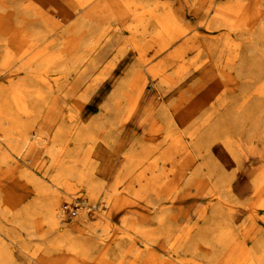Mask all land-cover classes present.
Here are the masks:
<instances>
[{
    "label": "rangeland",
    "instance_id": "obj_1",
    "mask_svg": "<svg viewBox=\"0 0 264 264\" xmlns=\"http://www.w3.org/2000/svg\"><path fill=\"white\" fill-rule=\"evenodd\" d=\"M118 1L135 16L105 32L104 41L110 16L99 22L79 13L61 23L62 1L0 0V194L11 188L33 196L39 186L57 192L59 264H264V28L256 23L253 30L247 20L248 27L234 28L246 13L238 0L183 7L181 0ZM39 8L56 24L35 15ZM168 12L180 29L161 30L158 21ZM82 17L97 30L78 28ZM89 38L91 45L74 54L103 39L94 50L101 61L79 80L62 47ZM137 69L151 74L145 73L144 96L137 76L130 99L113 105ZM162 108L174 119L171 128ZM191 108L187 131L178 115ZM52 116L55 126L47 130L44 120ZM86 129L94 140L79 149ZM36 132L49 142L28 158L10 145V137ZM62 166L90 172L98 189L88 191L75 178L57 181ZM13 221L0 204V264H42L29 252L41 245L38 232ZM199 233L205 242L191 254L183 239Z\"/></svg>",
    "mask_w": 264,
    "mask_h": 264
},
{
    "label": "bare ground",
    "instance_id": "obj_2",
    "mask_svg": "<svg viewBox=\"0 0 264 264\" xmlns=\"http://www.w3.org/2000/svg\"><path fill=\"white\" fill-rule=\"evenodd\" d=\"M59 1H62L65 5V8H66V9H64L58 13H57V11L56 12L54 11L55 13H57L59 15L61 23L67 21L69 18H72L74 15L76 16L79 13L80 14L83 13L85 15H88L92 18V20L99 21V22L101 20H104L106 17L110 16V20H112V22L110 23V25L107 28L104 29V31L102 33V36L104 37V38L103 37L102 38L104 39V41H106V39L108 38L107 35L105 36V32L110 31L111 33H113V31L114 32L117 31L119 28H121L122 24L128 19V17L135 16V15H132V12L127 7L123 6L118 0H99V1H97V0H59ZM45 2L42 1L40 3L45 4ZM195 3H196V0H181L180 1V7H183L186 4L194 5ZM263 3H264V0H249V2H247L245 4L242 3L240 0L235 1L234 4H236L238 8L239 7L242 9L244 8L246 10L245 11L246 13H245V15L240 14L239 16H237V19H236L235 24H234V28L248 27L247 24L245 23V20H247L249 24L251 23L253 30H255L254 26L256 25V23H261V27L264 28V10L262 9ZM38 4H39V2H38ZM42 4H40V5H42ZM27 10L32 12V10L30 9L29 6L27 7ZM39 10L35 11V15H37L40 18L45 17V19L47 18V20H50L54 24H56V22L53 21V18L51 15L49 16L45 11H43L40 8H39ZM150 13H152V12H150ZM149 15H150V18L152 17L151 19H153L155 21L154 14H149ZM238 17H240V18H238ZM247 17H249V18H247ZM158 22L161 24L160 25L161 30L170 31L171 28H175V27L180 29L178 21L175 18L173 12H168L167 14L164 15V18L159 19ZM87 24H89L88 28L90 29V31H94L95 29L97 30V25H95L93 23L91 24V20L86 21L84 17L81 18V22L79 23L78 28L82 29V28L86 27ZM244 25H246V26H244ZM256 31H258V30L256 29ZM178 36H180V34L177 36L169 37L168 40L166 42H164V44H162L163 48H167L170 45H172V43L176 41ZM103 39H98L91 50L86 51L83 55L81 54L80 56H76L74 54L76 52L75 50H77L80 46H86V45L90 46L92 43L91 38H89L86 42H84L82 44H81V42L80 43H77V42L74 43L72 41H67L64 43V45L62 47V53H63L62 55H67L69 58L68 59L69 67L67 69L69 71L71 70V71L75 72V74L78 75L79 80L87 77L88 74L90 73V71L96 69L97 66L100 64L101 58L100 57H94V52H95L94 50L99 46L100 42L103 41ZM11 41H13V40H11ZM261 44H262V42H261ZM106 45H110V41L106 42ZM103 50L104 49H102V51ZM102 53L104 54L105 52H102ZM61 60H62V57H61ZM259 63H261V62H259ZM239 72H240V74H242L241 70ZM145 73L151 75L150 72H144V70H140V69L132 71L129 74V76L127 77V79L121 84V86H119L117 93L115 94L114 99L112 100V104L113 105L117 104V102H120L121 99H125V98L130 99L131 96L129 95V90L131 88V85L133 84L134 79L137 76L140 78V82L138 84L137 94L139 96H144V84H145V75H146ZM153 76L154 75H152V77ZM107 109H109V108L107 107ZM115 110H116V112L119 111L117 106L115 107ZM107 111H109V110H107ZM131 111L132 110H130V112ZM195 111L196 110L194 108H191L190 110L184 111V112L180 113V115H178L179 122L183 125V127L187 131H189V127H191V125H192L193 116H194ZM149 112H148V114H149ZM54 117L55 116H52V119L51 118L47 119V117L46 118L44 117L45 120H44L43 126L47 130L50 128H53L52 127L54 125L53 121L55 120ZM160 117L166 122V124L170 128L173 126L174 119H173L172 115H170V112L167 109L162 108V110L160 112ZM99 126H100V122H96L93 124L92 128H93V130H96V129H99ZM85 131L86 132L84 133V135H81L77 139L76 143H77V146L79 149L82 147L84 142H86L88 140H94V138L89 135V134H91V135H93V134L88 132L87 129ZM58 134L59 133H57V135L55 137V140H57V141L60 140L59 139L60 136ZM189 134L193 135L192 133H189ZM44 135L41 132H36L32 136V138H27L26 136L23 135V136H20L18 139L15 140V139L10 137V145L13 146L15 148V150L17 152H19L20 154H26V157L28 158L29 156H31L33 151H35L36 149H39V146L42 144L41 141L49 142L48 134L44 133ZM50 153L52 154V152H50ZM99 159H101V158H99ZM184 166L185 167L187 166L186 163L181 165V168L182 167L184 168ZM61 178H65V179L75 178L78 180V183L81 184V186L85 185V187L87 188L88 191L89 190L95 191L99 187L98 184L94 181L93 175L90 174V172H86L85 170H76L73 166H62V167H60L56 180L58 181V179H61ZM54 183H56V182H54ZM116 186L117 185H114L112 187L113 194H116L118 192V188ZM55 188H56V186H55ZM57 188H58V186H57ZM51 189L52 188H50V187L48 188V187H40L39 186L33 192V194H34L33 196H30L29 192L23 193V195H17L16 194L17 192L16 193L13 192L11 190V188H10V194H7V193H1L0 194V204H1L2 215L5 217L11 213L14 217L13 224L19 225L25 230H30V231L33 230L34 232L35 231L38 232V236L42 239L41 245L34 250H32V249L29 250V252L31 251V253H32L31 255L36 257L37 259H39L42 264H59L60 263L59 261L54 259L59 254L57 244L59 242L60 231L63 229L61 226V223L59 221V216H58V207H59L60 201H59V198L56 194L57 192L52 193V192H50V191H52ZM2 194H3V196H1ZM115 197L116 196H114L113 198L115 199ZM161 200H163V199L159 198V201H161ZM224 207H226V206H224ZM111 217H112V215H111ZM110 222L111 221L107 222L108 227H111ZM216 223H218V222L216 221ZM44 227H47L46 231H42ZM130 228H132V227H130ZM0 230H1V227H0ZM8 236H10V234H8ZM11 236L14 237L13 235H11ZM205 237L206 236L204 233H199L196 236H193L192 238L187 237V238L183 239L182 246L184 247V249L187 252L194 254L196 252V250L198 248H200V244L201 245L204 244ZM196 242H198V244H199V245L197 244L198 246L196 245ZM207 245H212V242L210 241ZM71 251L72 252L77 251L75 246H71ZM214 255H215L214 257H216V258L218 257V250H215ZM227 258H228V256H227ZM228 260H229V258H228ZM188 261H190V260H188ZM231 264H235V262H233Z\"/></svg>",
    "mask_w": 264,
    "mask_h": 264
},
{
    "label": "built area",
    "instance_id": "obj_3",
    "mask_svg": "<svg viewBox=\"0 0 264 264\" xmlns=\"http://www.w3.org/2000/svg\"><path fill=\"white\" fill-rule=\"evenodd\" d=\"M64 210H65V212H69L70 211L69 206H66Z\"/></svg>",
    "mask_w": 264,
    "mask_h": 264
}]
</instances>
